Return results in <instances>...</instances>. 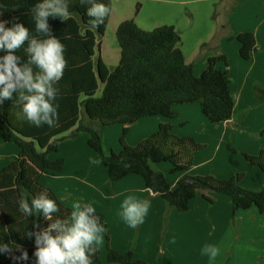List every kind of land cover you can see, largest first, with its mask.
<instances>
[{"label":"trees","instance_id":"16d2710c","mask_svg":"<svg viewBox=\"0 0 264 264\" xmlns=\"http://www.w3.org/2000/svg\"><path fill=\"white\" fill-rule=\"evenodd\" d=\"M38 2L40 0H0V12L3 13L0 20L18 18L35 34L31 9ZM98 2L110 6L112 11L110 0ZM87 7L79 0H71L67 21L48 19L52 34L66 49L67 67L56 85L59 89L57 126L36 127L16 118L15 113L19 109L13 106L12 100H4L0 104L3 141L20 150L19 157L0 171V243L14 242L28 255L26 260L20 258L21 251L16 248L11 253L0 252V264H36L35 237L29 238L25 233L40 231L50 223L42 213L24 216L18 210L21 198L31 204L37 194L46 192L60 207V211L53 214L54 219L70 214L71 209L44 187L40 179L46 172L60 173L64 170L65 160H51L50 156L59 152V141L76 138L80 133L88 134V145L106 168L112 183L132 175L141 177L146 189L159 195L169 207L180 213L188 212L191 202L199 195L213 204V200L203 193L210 191L231 199L233 216L238 211L252 208L264 216V187L258 190L244 187V175L241 173H233L230 179L223 181L212 176H185L173 188L163 173L155 171L153 164L165 163L170 165L171 175L180 176L193 168L195 155L205 149L193 138L176 136L171 124H161L155 134L135 148L122 143L120 154H105L103 133L107 128L124 126L126 134L130 126L150 118L175 122L179 116L174 109L184 105H198L209 123L222 124L232 119L235 99L230 87L227 57L209 58L198 75L195 66L186 62L179 47L181 35L172 26H161L146 32L133 21L121 23L116 30L121 59L118 66L110 70L100 56H95L105 37L111 11L99 28H92L88 24ZM5 26L10 27L11 23ZM237 41L241 45L240 57L250 60L256 50L254 34H240ZM5 54L0 51V56ZM15 54L22 60L27 59L23 48ZM101 86L102 95L96 97ZM81 107L88 121L81 118ZM244 158L264 175V149L257 155L244 154ZM37 224L38 228L35 227ZM107 262L162 264L161 259L155 263L136 260L134 250L119 253L110 248L107 250ZM92 264H103L99 249L92 257Z\"/></svg>","mask_w":264,"mask_h":264},{"label":"rangeland","instance_id":"374dc122","mask_svg":"<svg viewBox=\"0 0 264 264\" xmlns=\"http://www.w3.org/2000/svg\"><path fill=\"white\" fill-rule=\"evenodd\" d=\"M110 1L112 11L105 37L101 41L104 45V57L110 70L115 69L121 59L116 30L124 21H133L140 29L146 32H151L161 26L174 27L181 35L182 42L179 47L185 56L186 62L194 63L198 75L203 71L204 65L207 63L204 58L206 56L208 58L213 57L217 48H224L229 53L230 58L234 55L231 44H228L229 41L226 43L221 42L224 35L236 31V24L232 20L234 2L229 0ZM246 14L252 16V13ZM236 59L237 62L234 59L231 63L229 62V71H232L233 77L237 79V73H240L241 76L242 73H245L243 69H247L244 79L247 76L250 77V80H248V86L250 87L253 82L249 71L250 65H247L248 63L245 61H241L240 57H236ZM254 75H256L255 72H253ZM238 82L239 80L233 81L234 90L235 86L239 87ZM102 91L103 87L101 86L96 97H100ZM255 94L257 93H253L254 99H257V101L264 98L263 94H257L255 98ZM82 100H84V97ZM179 108L193 109H188L186 112L188 113V115L186 114L188 123L185 126H181V124L178 126V137H192L199 145H206L204 146L205 149L198 152L194 157L197 166L191 169L193 170L191 172L192 177L212 176L223 181L230 179L233 173H241L244 175L242 182L244 187L254 190L264 187V175L262 172L250 166L244 158V154L257 155L261 150L260 147L264 145V111H258L256 105L253 106L252 111L247 110V107L243 110L242 106L237 110L234 121L226 125L230 129L226 136L222 137V128L225 124L209 123L198 105L179 106L174 110H179ZM80 110L81 118H85L88 121L84 108L81 107ZM150 120H156V118L147 119L144 123L142 121L139 123L141 124L140 126H138L139 124L130 126L129 132L126 134L124 133L126 128L124 126L118 125L107 128L103 133L105 154H120L123 150L122 143L129 148H135L141 142L149 139L151 135L158 131L157 126L155 125L156 127L152 131L147 130L146 127L141 129V127H151L152 121ZM216 133L218 134L216 135ZM88 139V134L80 133L76 138L68 137L59 141V152L52 154L50 159L63 158L65 160L64 170L60 173H44L40 183L50 189L56 196L58 195L57 197L63 205L70 209L72 204L76 202L81 205L91 204L96 209L95 215L108 232V238L106 237V231L102 234L103 239L98 246L103 264H109L107 262L108 248L119 253L134 250L136 260H139V256L154 255L150 249L153 247L147 246V238L143 234L147 231L151 232L153 227L149 225L153 222L147 219L143 224L135 228L130 227L123 219L121 205L126 198L131 196L138 200H148L150 202L149 211H154L159 204H163L164 208H169L170 211L173 209L160 196L152 195L149 190L146 191L145 183L141 177L132 175L119 182L112 183L106 168L98 160L97 154L89 147ZM37 151L40 152L38 147ZM19 155L20 150L13 144H5L0 133V171L11 165ZM152 168L163 173L170 183L175 180V177L177 178L176 175L169 173V164H153ZM203 193L211 198L213 204H215L213 207V204L203 200L202 195L197 197L198 200H202L204 206L205 204L207 206V210L201 216L204 223H211V219H214V215L218 213L229 220L231 217L229 212L223 216L227 207L222 201L218 200V198H226L228 200L229 197L210 191ZM185 220L191 221L189 218ZM234 225L236 224L234 223ZM209 226L213 227L211 224ZM231 234L225 236V249L220 248L222 252L215 259H212L210 264H237V260L231 259L230 253L224 254L226 249L227 252H231L235 247L236 236H233L235 227H233ZM223 235L222 232V235H219L218 238L223 237ZM150 237L154 238V240L152 238L148 239L150 243L154 244V248L158 246L163 248V244H169L161 235L155 237L151 233ZM181 240L174 245L172 253L174 259H177L176 255L180 253L179 261L172 260L170 263L165 262L166 264H208L209 256L204 253V250H201L200 254L195 257L193 256V247L189 239L185 238L183 241L182 237ZM199 241L202 247V244H205V240L202 238ZM240 246L243 247V244L241 243ZM156 248L153 250H156ZM241 254L243 255V249H241ZM240 255H238V258L242 257ZM241 264H244L243 260H241Z\"/></svg>","mask_w":264,"mask_h":264},{"label":"clouds","instance_id":"9594fccd","mask_svg":"<svg viewBox=\"0 0 264 264\" xmlns=\"http://www.w3.org/2000/svg\"><path fill=\"white\" fill-rule=\"evenodd\" d=\"M71 0H40L31 9L35 23V34L19 22L0 20V104L12 100L19 111L15 113L18 120L40 127L57 126L59 120L56 103L59 89L56 87L62 79L67 61L64 57L65 45L52 34L48 19H69ZM81 5H88L86 15L92 28H99L110 14V6L98 0H79ZM3 13L0 12V16ZM11 23L10 27L6 24ZM27 44V47L24 45ZM24 49L26 60L15 53ZM15 97V99H14ZM122 216L130 227H137L144 222L149 211L148 200H138L129 196L122 205ZM18 210L26 217L34 214L43 215L50 221L40 231L26 232L29 238L35 237L36 264H92L106 231L95 215L96 209L91 204L73 203L70 214L64 218L53 217L60 211L55 200L46 192L37 194L31 204L23 198L18 201ZM39 227V225H35ZM16 248L21 251L22 259H27V252L14 242L0 243V252L11 253ZM204 253L211 259L219 254L213 245L205 247ZM14 259L16 257H13Z\"/></svg>","mask_w":264,"mask_h":264},{"label":"crops","instance_id":"0c3cea01","mask_svg":"<svg viewBox=\"0 0 264 264\" xmlns=\"http://www.w3.org/2000/svg\"><path fill=\"white\" fill-rule=\"evenodd\" d=\"M229 1L234 2L232 20H234L236 24V28H235L236 31L228 35H224L222 37L221 42L226 43L227 41H229L228 44H231L232 50L234 51V55L230 58L229 53L224 48L222 49L217 48V51L215 52V55H213V57L224 55L227 57L228 62L231 63L233 59L237 62L236 57L237 58L240 57V49H241V45L237 41V36L244 33L254 34L256 39V50L252 53L250 60L246 61L240 57L241 61H245L248 63L247 65H250L249 71H250L251 80H253V82L250 84L251 85L250 87L248 86L249 84L248 80H250V77L247 76V78L244 79V76L248 71L247 69H243V72L245 73H242L241 76L240 73H237L236 75L237 79L233 77L232 71H229L230 87L235 99V110L232 119L224 123L225 125L222 128L223 129L222 137L226 136V133L230 129V127L226 125H229L232 121H234L233 119L237 110L242 106H243V110L246 109L247 107V110L252 111L253 106L256 105L258 111H264V98L259 99V101H257V99L256 100L254 99V95H253L254 92L257 94L264 95L263 92L264 91V0H229ZM246 13L249 14L252 13V16ZM98 56H100L103 62L107 65L104 57V45L101 42H100V48L97 49L96 51L95 58ZM208 59H209L208 56H206L204 58L205 62H207ZM187 63L194 65L193 62H187ZM206 65L207 63L204 65V68L206 67ZM253 72H255L256 75L253 76ZM234 80H239L238 82L239 87L235 86V90L233 89ZM240 80L242 81L240 82ZM242 82H243V86H242ZM257 94H255V98L257 97ZM188 109H193V108H181V109L179 108V110H176L175 112L178 114L179 118L175 122H170L163 118H156V120H150L152 121L151 127L142 126L141 129L146 127L147 130L152 131L154 127L157 126L158 128L161 124H171L173 126L174 134L176 136H179L178 126L180 124L181 126H185L188 123L186 121L187 120L186 114L188 115V113L186 112L188 111ZM144 121H147V119ZM140 125L141 124H139L138 126ZM215 131H219V130H215ZM215 131H211V132H215ZM198 133H200V131H198ZM217 134L218 133H216V135ZM182 138H192V137L185 136ZM201 145L206 146L205 144H201ZM260 149H264V145L260 147ZM196 166L197 165L194 164L193 168H196ZM192 171L193 170H189L188 172L180 176H177V178L175 177V180L171 183L173 188L176 187V184L180 179L184 178L185 176H191ZM146 191H148V189ZM149 192L151 191L149 190ZM152 195L156 196L157 194L152 193ZM229 199L227 200L226 198H222V199L218 198V200L222 201L227 207V210L223 214V216L227 212H229V214L231 215L230 219L227 220L226 218L222 217L220 213H218L214 215V219L212 218L211 223L208 222V224H205L204 220L201 217L202 213L207 210V206L206 204L204 206L202 200H198V198H195L191 202L190 210L186 213H180L171 207L170 208L173 210L170 211L169 208H164L165 206H163V204H159L157 207H155L154 211H148L147 213L148 215L146 214V216L144 217V221L149 219L151 222H153L152 224L149 225L152 226L153 228L151 229V232L147 231L144 232L143 234H145L147 238V243H146L147 246L153 247L150 249L152 250L154 255L148 254L144 257L139 256V260L146 263H155L159 259H161L162 264L170 263L172 260L179 261L180 253L176 255L177 259H174L172 253H173L174 245L182 241L181 240L182 237H183V241L185 238H187L189 239V242L192 243V247H193L192 252H193V256L195 257H197V255L200 254L201 250H204L205 247L209 245H213L217 247L219 249V254H220L222 252L220 248L225 249L224 247L225 236L227 234L230 235L232 233L233 227H235L236 235L235 234L233 235L236 236L235 237L236 239L234 241L235 247L231 252L229 251L227 252L226 249L224 254L230 253L229 255L231 256V259L233 258L234 261L237 260V264H241V260L244 261V264H264V216L259 214L256 208H252L248 211H238L235 214V216H233L232 214L233 206H231L232 202L231 199L229 202ZM214 205L215 204H213L212 206L214 207ZM187 218H189L191 221L185 220ZM234 223L236 225H234ZM210 224L213 227L209 226ZM222 232L224 234L223 237L218 238L219 235L220 236L222 235ZM151 233H153L155 237H157L158 235L163 236L164 239L169 242V244H163V248L161 246H158L157 248L155 247L156 250H153L155 249L153 246L154 244L148 241L149 238H152V240H154L153 237H150ZM202 238L205 240V244H202L201 247L199 240ZM241 243L243 244V247L240 246ZM241 249H243V255L241 254ZM240 254L242 255V257L238 258V255ZM155 258H157L156 259L157 261L155 260ZM211 261L212 259L209 257L208 264H210Z\"/></svg>","mask_w":264,"mask_h":264}]
</instances>
